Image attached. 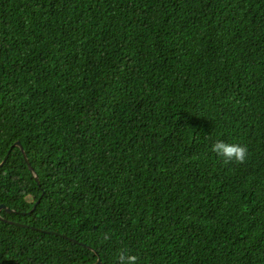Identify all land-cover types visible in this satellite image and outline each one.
I'll list each match as a JSON object with an SVG mask.
<instances>
[{
  "label": "trees",
  "instance_id": "16d2710c",
  "mask_svg": "<svg viewBox=\"0 0 264 264\" xmlns=\"http://www.w3.org/2000/svg\"><path fill=\"white\" fill-rule=\"evenodd\" d=\"M7 153L0 264H264V0H0Z\"/></svg>",
  "mask_w": 264,
  "mask_h": 264
},
{
  "label": "clouds",
  "instance_id": "9594fccd",
  "mask_svg": "<svg viewBox=\"0 0 264 264\" xmlns=\"http://www.w3.org/2000/svg\"><path fill=\"white\" fill-rule=\"evenodd\" d=\"M212 151L224 157L226 163L232 161L244 163L248 156L246 147L239 144H228L222 140H218L212 145ZM118 257L120 264H137V256L135 255H126L124 251H121Z\"/></svg>",
  "mask_w": 264,
  "mask_h": 264
},
{
  "label": "water",
  "instance_id": "95a60500",
  "mask_svg": "<svg viewBox=\"0 0 264 264\" xmlns=\"http://www.w3.org/2000/svg\"><path fill=\"white\" fill-rule=\"evenodd\" d=\"M15 146H18V147L21 149L23 155L25 156V159H26V162H27V164H28V166H29L30 171H31L32 174L34 175L35 180L37 181V183L40 184L39 176L37 175V172H36L35 169L33 168V166H32V164H31V162H30L28 156L25 154V151L23 150V148H22L20 142H19V141H16L15 143H13L12 147H15ZM9 152H10V150L8 151V153H9ZM8 153L6 154L5 159L0 163V167H1V166L6 162V160L8 159V157H9V156H8ZM37 203H38V202H37ZM37 203L34 205V207H33L32 210H34V209L36 208ZM4 208H5L8 212H11V211H12V209L7 208L4 204H1V205H0V213H1V210L4 209ZM0 219L5 220L4 218L1 217V215H0ZM10 222H11V221H10ZM96 264H101V260L99 259L98 262H97Z\"/></svg>",
  "mask_w": 264,
  "mask_h": 264
}]
</instances>
